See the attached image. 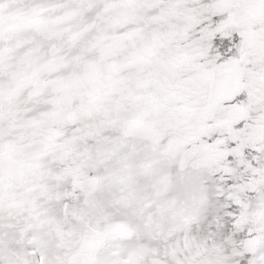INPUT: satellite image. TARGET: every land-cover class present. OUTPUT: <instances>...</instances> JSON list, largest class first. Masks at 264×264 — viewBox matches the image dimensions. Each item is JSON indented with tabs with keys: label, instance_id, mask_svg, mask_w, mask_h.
Instances as JSON below:
<instances>
[{
	"label": "snow or ice",
	"instance_id": "6c2138e0",
	"mask_svg": "<svg viewBox=\"0 0 264 264\" xmlns=\"http://www.w3.org/2000/svg\"><path fill=\"white\" fill-rule=\"evenodd\" d=\"M0 264H264V0H0Z\"/></svg>",
	"mask_w": 264,
	"mask_h": 264
}]
</instances>
